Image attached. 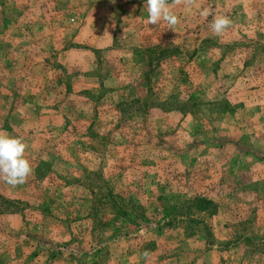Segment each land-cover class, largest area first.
<instances>
[{
  "label": "rangeland",
  "instance_id": "374dc122",
  "mask_svg": "<svg viewBox=\"0 0 264 264\" xmlns=\"http://www.w3.org/2000/svg\"><path fill=\"white\" fill-rule=\"evenodd\" d=\"M167 2L0 0V264H264V0Z\"/></svg>",
  "mask_w": 264,
  "mask_h": 264
},
{
  "label": "clouds",
  "instance_id": "9594fccd",
  "mask_svg": "<svg viewBox=\"0 0 264 264\" xmlns=\"http://www.w3.org/2000/svg\"><path fill=\"white\" fill-rule=\"evenodd\" d=\"M147 22L149 25H160L161 21L171 26L178 23V17L170 10L167 0H147ZM202 15L207 16L204 11ZM226 16L218 17L211 25L212 30L221 35L231 26ZM27 145L22 139L0 131V179L15 188L26 183L32 175L33 168L26 157Z\"/></svg>",
  "mask_w": 264,
  "mask_h": 264
},
{
  "label": "trees",
  "instance_id": "16d2710c",
  "mask_svg": "<svg viewBox=\"0 0 264 264\" xmlns=\"http://www.w3.org/2000/svg\"><path fill=\"white\" fill-rule=\"evenodd\" d=\"M203 202H204V201H203ZM195 203H197V201H196ZM198 203H201V201H200V202L198 201Z\"/></svg>",
  "mask_w": 264,
  "mask_h": 264
}]
</instances>
